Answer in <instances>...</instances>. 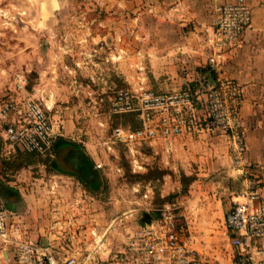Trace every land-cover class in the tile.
I'll list each match as a JSON object with an SVG mask.
<instances>
[{"label":"built area","instance_id":"2783aa9c","mask_svg":"<svg viewBox=\"0 0 264 264\" xmlns=\"http://www.w3.org/2000/svg\"><path fill=\"white\" fill-rule=\"evenodd\" d=\"M214 10L212 31L206 40L204 77L191 87L187 85L192 80L182 88L164 91L142 83L113 88L107 101L110 116L134 114L140 124L132 128L117 123L111 126L110 136L132 152L142 144H166V150H171L182 138L223 135L232 169L242 184L224 214L231 250L228 264H264V193L260 171L247 157L241 112L246 89L221 74L228 53L241 46L254 9L249 0H225ZM181 71L186 72V68ZM27 85V75L17 72L12 93L0 102V158L17 150L53 154L58 133L48 108L28 91ZM95 167L100 168V164ZM148 192L143 193L145 198ZM149 206V221H140L137 226H117L114 216L102 228L93 224L83 241L76 240L74 232L65 236L59 226L57 235L39 242L28 236L20 220L12 219L0 200V245L5 254L11 253L13 264H215L208 255L188 245L192 225L180 207L172 202ZM80 241L84 242L83 249Z\"/></svg>","mask_w":264,"mask_h":264},{"label":"rangeland","instance_id":"374dc122","mask_svg":"<svg viewBox=\"0 0 264 264\" xmlns=\"http://www.w3.org/2000/svg\"><path fill=\"white\" fill-rule=\"evenodd\" d=\"M99 1L0 0V102L12 93L17 72L27 75V89L33 93L35 66L42 64L50 71L48 67L54 64L56 67L52 70L64 85L61 103L75 107L68 118L79 127L66 135L76 146L82 149L88 146L100 164L98 187L92 192L86 191V196L73 198L84 200L85 205L99 201L105 208L102 225L116 216L115 225L119 223L122 227L145 221L143 214L148 212L149 204L159 206L172 202L189 217L190 248L202 251L215 264H228L231 250L224 214L240 183L228 176L226 165L217 164L214 159L211 163L199 162L197 150L200 148L195 145L183 153L176 150L164 153L161 145L142 144L131 152L110 136L112 124L132 126L135 123L130 116H110L107 101L111 90L130 87L135 72L141 71L148 77L150 68L145 59L139 67L133 64L129 52L120 51L119 58L112 53L113 48H108L109 39L112 42L117 39L114 28L119 27L109 13L119 9V18L124 24L121 28L127 34L131 26L126 14L131 11L129 6L123 8L114 0H105V4ZM48 2L54 4L50 12L46 10ZM121 59L124 66L120 69L113 61ZM190 73L192 69H186L184 76L191 78ZM186 83L172 89L182 88ZM59 132H64L62 127ZM35 154L46 165L50 163L51 156ZM11 156L1 157V165ZM64 170H71L70 175L58 177V187L69 185L72 189H83L86 186L72 169ZM146 191H149L147 198L143 196ZM0 197L5 202L1 193Z\"/></svg>","mask_w":264,"mask_h":264},{"label":"crops","instance_id":"0c3cea01","mask_svg":"<svg viewBox=\"0 0 264 264\" xmlns=\"http://www.w3.org/2000/svg\"><path fill=\"white\" fill-rule=\"evenodd\" d=\"M100 1V4L106 3L105 0ZM223 1L225 0H114L123 8L127 9L129 6L131 13L126 15L131 27L127 34L123 33L121 27L124 24L119 18V9L115 8L113 13H109L114 16V23L120 29L114 28L117 39L113 42L109 39L108 48H113L112 53L119 58L122 51L129 52L133 64L139 67L142 66L140 62L145 59L150 68L148 77L141 71L135 72L131 86L142 83L153 90L164 91L179 87L190 79L195 83L197 79H202V69L206 67L208 53L206 40L212 31L214 7ZM249 1L254 9L251 23L243 31L241 46L228 53L221 74L237 80L246 89L241 112L245 119L247 157L260 171V188L264 193V0ZM113 65L120 69L124 66L122 59L114 60ZM53 67L56 66L50 65L48 71L45 65L35 66L32 94L40 104L48 108L47 114L58 133L55 141L59 137L70 141L66 134L79 130L74 120L68 118L75 107L62 105L64 85L53 72ZM182 67L192 69L191 78L184 76L186 72L181 71ZM60 115L66 118L60 119ZM61 127L63 133L59 132ZM54 143L53 154L47 165L34 152L22 150H17L5 165L0 163V193L5 202L1 197L0 200L12 219L23 221L30 238L43 242L46 238L57 235V229L62 226L65 236L71 232L77 233L76 240L79 241L88 237V230L93 224L99 226V229L105 222V208L99 201L85 205L82 203L84 200L73 198L86 196V191L89 193L98 187L96 181L100 173L95 166L99 163L88 146L82 149L60 143L55 147ZM173 144L171 150H166V144L161 145L162 151L172 153L176 150L183 153L195 145L200 148L197 150L199 162L207 160L211 163L214 159L217 164L224 163L227 175L233 176L241 188V178L235 170L230 169L232 165L228 143L223 135L211 138L192 136L179 139ZM63 166L65 169H72L86 186L83 189H72L69 185L58 187V177L69 176L68 172L71 171L66 172ZM82 241L79 246L83 249ZM10 254L9 251L5 254L0 245V264H13Z\"/></svg>","mask_w":264,"mask_h":264},{"label":"trees","instance_id":"16d2710c","mask_svg":"<svg viewBox=\"0 0 264 264\" xmlns=\"http://www.w3.org/2000/svg\"><path fill=\"white\" fill-rule=\"evenodd\" d=\"M54 9V4L53 3H51V2H48V4H47V7H46V10L48 11V12H50V11H52ZM206 70H207V68L205 67V68H203L202 69V73H206ZM194 81H190V83L187 85V86H189V87H191V86H193L194 85ZM114 116H118V115H114ZM122 116H130L131 118H134L135 119V123H134V125H132L131 127L132 128H137L138 127V125L140 124L139 123V119H137L136 117H135V115L134 114H124V115H122ZM121 116V117H122ZM115 124H117V123H114V124H112V125H115ZM111 125V126H112ZM59 141V142H58ZM57 142V143H56ZM60 143H63V144H65V145H73V146H76V144L75 143H73V142H71V141H67V140H65V138H62V137H59V138H57V140L55 141V143H54V146L55 147H57L58 146V144H60Z\"/></svg>","mask_w":264,"mask_h":264},{"label":"water","instance_id":"95a60500","mask_svg":"<svg viewBox=\"0 0 264 264\" xmlns=\"http://www.w3.org/2000/svg\"><path fill=\"white\" fill-rule=\"evenodd\" d=\"M143 215H144V218H146V220H145V219H144V220H145L146 222H148V221H149V219H150V216H149V214H148V213H146V212H144V214H143Z\"/></svg>","mask_w":264,"mask_h":264}]
</instances>
